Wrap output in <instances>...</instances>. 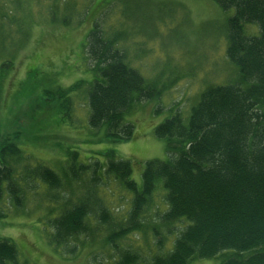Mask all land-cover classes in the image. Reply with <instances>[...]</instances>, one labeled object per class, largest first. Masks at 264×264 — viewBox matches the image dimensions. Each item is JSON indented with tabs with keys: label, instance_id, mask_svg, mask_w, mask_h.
<instances>
[{
	"label": "rangeland",
	"instance_id": "374dc122",
	"mask_svg": "<svg viewBox=\"0 0 264 264\" xmlns=\"http://www.w3.org/2000/svg\"><path fill=\"white\" fill-rule=\"evenodd\" d=\"M7 12L15 22L5 16L0 33V145L14 142L20 149L19 156L7 160L22 202L16 206L3 193L0 237L15 245L19 264H117L124 250L140 257L137 264H150L151 257L168 254L189 221H161L167 206L162 181L156 183L142 227L116 245L105 240L109 228L91 217L92 235L80 234L56 247L49 240L53 227L47 219L65 200L78 199L91 169L81 182L59 189L57 200L37 179L27 178V170L42 163L60 173L68 162L67 149L76 150L88 163L94 158L104 162L102 153L112 150L129 161L131 179L140 187L145 161L170 157L166 141L156 137L154 128L175 111L187 123L202 89L232 83L238 76L226 57V23L233 9L222 10L213 0H0V17ZM95 19L107 34L123 33L119 45L144 78L170 83L158 98L137 102L125 114V122L133 126L128 141L105 140L103 129L89 125L87 86L71 93L69 118L60 111L59 100H45L47 88L66 89L91 79L84 44ZM244 32L258 36L259 28L247 23ZM6 62L11 65L1 67ZM99 175L98 196L114 221L123 220L132 193L112 176L101 171ZM233 254L225 250L188 264H221Z\"/></svg>",
	"mask_w": 264,
	"mask_h": 264
},
{
	"label": "trees",
	"instance_id": "16d2710c",
	"mask_svg": "<svg viewBox=\"0 0 264 264\" xmlns=\"http://www.w3.org/2000/svg\"><path fill=\"white\" fill-rule=\"evenodd\" d=\"M213 1L222 10L233 9L226 23V57L237 67L238 76L232 83L202 89L187 123L175 111L154 128L156 137L166 141L170 157L145 161L140 187L131 179L129 161L117 158L112 150L102 153L104 162L94 158L88 163L79 159L76 150L67 149L68 162L60 173L42 163L27 170V178L37 179L57 200L59 189L69 188L72 181L81 182L91 169L78 199L73 203L65 200L47 219L53 227L49 240L54 246L66 245L80 234L92 235L91 217L109 228L105 240L116 245V240L142 227L156 183L162 181L167 206L161 221L172 223L183 217L189 224L179 233L173 249L151 257L150 264H188L225 250L234 254L221 264H264V0ZM10 12L0 17V33ZM96 19L84 44L91 79L43 92L46 101L59 100L60 111L69 118L71 93L87 86L89 125L103 129L105 140L124 142L133 135L125 114L137 102L158 98L170 83L160 82L158 77L144 78L119 45L123 33L107 34ZM9 20L15 22L13 16ZM247 23L257 24L258 36L245 34ZM10 65L6 62L1 67ZM19 154L14 142L0 145V198L5 192L16 206L21 205L22 191L11 179L7 158L13 160ZM100 171L132 193L129 211L121 221H114L97 194ZM139 258L124 250L117 264H137ZM0 264H19L15 245L2 237Z\"/></svg>",
	"mask_w": 264,
	"mask_h": 264
}]
</instances>
